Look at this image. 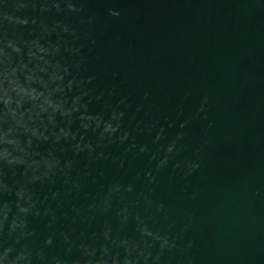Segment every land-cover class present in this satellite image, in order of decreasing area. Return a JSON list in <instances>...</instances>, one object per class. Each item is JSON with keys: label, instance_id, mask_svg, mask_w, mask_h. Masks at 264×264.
I'll use <instances>...</instances> for the list:
<instances>
[{"label": "water", "instance_id": "water-1", "mask_svg": "<svg viewBox=\"0 0 264 264\" xmlns=\"http://www.w3.org/2000/svg\"><path fill=\"white\" fill-rule=\"evenodd\" d=\"M0 264H264V0H0Z\"/></svg>", "mask_w": 264, "mask_h": 264}, {"label": "clouds", "instance_id": "clouds-1", "mask_svg": "<svg viewBox=\"0 0 264 264\" xmlns=\"http://www.w3.org/2000/svg\"><path fill=\"white\" fill-rule=\"evenodd\" d=\"M45 103H50V101L45 100ZM52 107H53V110H55V108H56V107H59V105H53ZM61 132H63V130H61ZM34 134H35V133H34ZM7 155H8V154H7Z\"/></svg>", "mask_w": 264, "mask_h": 264}]
</instances>
